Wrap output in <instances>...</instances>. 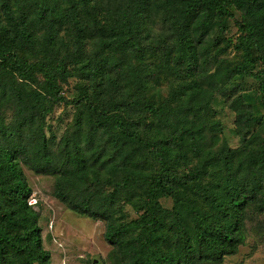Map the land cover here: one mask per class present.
<instances>
[{
    "label": "trees",
    "instance_id": "trees-1",
    "mask_svg": "<svg viewBox=\"0 0 264 264\" xmlns=\"http://www.w3.org/2000/svg\"><path fill=\"white\" fill-rule=\"evenodd\" d=\"M107 1L0 0V107L14 110L10 126L0 116V264H50L20 163L56 176L53 196L69 211L105 222L104 239L117 264H221L243 243L248 208L264 214V137L255 133L262 128L264 135V0L161 2L169 44L160 46L159 67L191 79L205 61L211 34L216 30L219 38L228 20L234 21L241 61L208 78L225 99L232 90L227 94L223 87L235 77L254 78L259 85L262 115L248 110L238 116L245 125L242 143L246 137L262 139L245 153L225 146L202 151V126L187 119V113L200 110L198 104L167 109L131 94L120 98L121 82L141 93L150 77L156 79L145 73V60L154 54L144 44V32L158 3ZM90 41L95 49L88 53ZM258 63L261 71L254 73ZM74 74L88 84L68 99L61 85ZM179 90L187 102H196L202 91L193 80ZM59 104L80 105L86 113L80 112L74 136L53 155L44 126ZM136 113H149L166 128L177 114L181 126L155 139L138 129ZM189 152L203 156L183 171ZM103 187L110 191L98 197ZM123 198L136 206L137 219L116 220L114 204ZM162 199H170L171 208H164Z\"/></svg>",
    "mask_w": 264,
    "mask_h": 264
},
{
    "label": "rangeland",
    "instance_id": "rangeland-1",
    "mask_svg": "<svg viewBox=\"0 0 264 264\" xmlns=\"http://www.w3.org/2000/svg\"><path fill=\"white\" fill-rule=\"evenodd\" d=\"M154 1L159 5L157 4L150 13L144 32V44L149 46V51L154 55L146 58L144 64L145 73L154 74L156 79L150 77L147 89L141 93L137 92L131 85L121 82L123 94L120 98L131 94L133 98L138 97L156 106L162 105L167 109H175L184 105L191 109L194 104L200 105V110L196 114L187 113V119L193 122L195 127L202 126V138L198 139V143H200L204 153H215L222 146L231 150H239L241 153L257 148L264 137L262 128L255 129V133L262 139L249 142L250 137H246V141L242 143L245 125L238 117L248 110L256 117L262 115L263 109L257 81L250 77L231 79L224 85L223 90L227 94L232 90V95L230 99H225V93L219 91L215 80L208 78L216 69H231L241 61V52L235 48L239 34L234 21L228 20L227 30L223 35L218 36L219 38L216 39L218 31L215 30L211 34L212 40L206 46L205 61H199L201 65L191 79L175 68L174 70H163L159 67L160 46L169 44V41L165 21L167 16L163 14L162 0ZM106 2L108 1L100 0L99 4L104 5ZM234 17L236 20H240V12L234 11ZM66 34L65 31L62 33L63 41L68 40ZM227 43L230 45L222 51ZM94 49V42H88L86 52L90 53ZM261 68L262 66L258 63L253 68V72L257 73L261 71ZM190 80L198 83V88L202 90L196 102L194 100L187 102L188 100L183 95L184 91L179 90L182 85L189 84ZM87 84L74 74L68 78L66 83L61 85V94L68 99H73L79 94L80 88ZM24 87L31 89V86ZM32 90H35L34 87ZM81 111L86 113V109L80 105L65 106L59 104L46 116L44 134L50 142L53 155H57L63 148V141L66 137L74 136L75 122ZM0 116L4 124L10 126L14 118L13 108L5 104L2 105ZM178 116L174 114L169 119V122L173 124L171 128L162 127L160 122L149 113H136L134 118L140 120L138 129L142 130L143 134L149 137L154 136L156 139L161 134L171 132L173 128H180ZM243 117H247V114ZM186 124L189 125L188 123L184 125ZM97 136L106 142L101 134ZM82 145L84 146L83 142ZM110 148L111 145H107V149ZM188 156L189 162L182 167L183 171L195 167L203 155L202 152L200 154L189 152ZM20 165L32 191L28 204L37 211L42 244L44 250L50 254V264H117L113 248L104 239L105 222L79 216L56 200L53 196L56 176L37 174L23 163ZM109 191L110 188L103 187L97 196L107 195ZM161 204L164 208H171L172 201L162 199ZM114 209L119 211L118 213L114 212V217L118 222H130L137 219L140 214L136 210V206L124 198L115 202ZM221 264H264V214H256L252 207L248 208L245 215L243 243L238 247L235 254L225 257Z\"/></svg>",
    "mask_w": 264,
    "mask_h": 264
}]
</instances>
